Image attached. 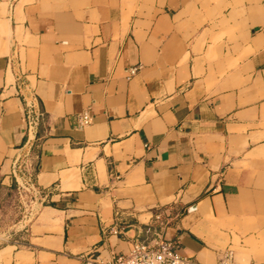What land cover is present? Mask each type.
Here are the masks:
<instances>
[{"label":"crops","instance_id":"obj_1","mask_svg":"<svg viewBox=\"0 0 264 264\" xmlns=\"http://www.w3.org/2000/svg\"><path fill=\"white\" fill-rule=\"evenodd\" d=\"M33 96L26 222L11 169ZM158 238L189 264H264V0H0V264Z\"/></svg>","mask_w":264,"mask_h":264},{"label":"built area","instance_id":"obj_2","mask_svg":"<svg viewBox=\"0 0 264 264\" xmlns=\"http://www.w3.org/2000/svg\"><path fill=\"white\" fill-rule=\"evenodd\" d=\"M135 68L131 73L135 72ZM43 111L36 103V97L26 101L24 120L26 126V141L24 152L19 154L12 163L11 174L16 184V196L19 201L18 208L21 212V220L29 221L33 212V205L43 202L40 188L34 183L31 150L37 136V129L42 118ZM92 122L89 111H83L76 116V125L83 127ZM157 218L160 215L156 214ZM85 264H189L186 257L182 256L177 248L176 240L155 239L142 240L134 244L127 254L117 255L111 261L104 262L97 258H89ZM217 264H238L233 257L232 250L224 251Z\"/></svg>","mask_w":264,"mask_h":264},{"label":"trees","instance_id":"obj_3","mask_svg":"<svg viewBox=\"0 0 264 264\" xmlns=\"http://www.w3.org/2000/svg\"><path fill=\"white\" fill-rule=\"evenodd\" d=\"M44 117H45V113L43 112L42 118H41V120H40V123H39L38 129H37V136H36V139H35V141H34V143H33L32 150H31L32 157H34V152H35V151H34V148H36V146H38V145H39V142H40V138H39V130H40V126H41V124H42V122H43V120H44ZM33 147H34V148H33ZM35 156H36V155H35ZM32 165H33V174H34V177H35V174H36V171H37V167H38L36 160H35V161L32 160ZM14 185H15V183H14Z\"/></svg>","mask_w":264,"mask_h":264}]
</instances>
